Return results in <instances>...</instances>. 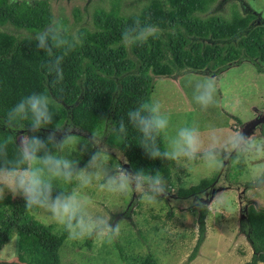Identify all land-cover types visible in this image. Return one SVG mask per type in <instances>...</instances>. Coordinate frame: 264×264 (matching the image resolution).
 Instances as JSON below:
<instances>
[{
	"label": "trees",
	"instance_id": "obj_1",
	"mask_svg": "<svg viewBox=\"0 0 264 264\" xmlns=\"http://www.w3.org/2000/svg\"><path fill=\"white\" fill-rule=\"evenodd\" d=\"M127 9L129 12L124 11ZM252 16L260 17L246 0H111L109 10L96 7L91 22L86 21L77 32L83 39L79 45L81 56L70 51L65 57L61 93L60 86H51L53 77L46 67L48 57L37 49L33 39L36 31L44 30L55 20L49 1L0 0V120L21 98L29 95L30 84L40 79L49 95L65 110L63 128L70 126L86 139L103 128L104 140L113 141L111 148L123 153L132 171L163 172L173 162L152 160L145 155L139 146V133L131 126L127 137H121L117 131L119 121L123 118L127 124L129 110L142 102H151L155 82L160 78L187 73L218 77L243 63L264 73V21L256 23L250 19ZM137 18L142 23L157 25L162 34L143 46L125 47L121 43L122 30ZM74 19L76 24L80 22L78 11ZM49 108L54 114L53 125L37 133L41 138H46L60 121V113L54 112L52 104ZM261 131L264 134V127ZM8 132L0 124V139L8 137L11 156L16 143ZM21 134L31 135L27 128L20 130L15 134L17 142ZM56 135L60 140L64 134L59 137L57 131ZM160 145L165 148L163 137ZM91 153L80 159V167ZM179 181L177 194L185 199L202 192L215 179H203L190 188L183 187L180 178ZM74 185L75 182L69 184L66 191L73 190ZM234 185L239 191L240 204L245 206L241 209L239 232L253 249V256L246 264H260L264 262V207L246 197V185ZM138 201L137 197L119 219H128L136 226L133 217ZM196 211L198 239L184 264L195 261L207 238L209 208L199 204ZM29 212L23 198L0 200V220L5 224L1 227L4 230L0 235V251L12 240L13 233L19 237L17 251L25 255L24 259L28 256L32 264H58L66 233H55L52 225L34 219ZM168 215L172 217L173 211ZM112 216L113 220L118 217ZM92 241L87 239V246L91 247ZM0 264L13 263L0 260ZM143 264H157V261L149 254Z\"/></svg>",
	"mask_w": 264,
	"mask_h": 264
},
{
	"label": "clouds",
	"instance_id": "obj_2",
	"mask_svg": "<svg viewBox=\"0 0 264 264\" xmlns=\"http://www.w3.org/2000/svg\"><path fill=\"white\" fill-rule=\"evenodd\" d=\"M10 2L15 3V0ZM161 34L162 30L157 25L142 23L137 18L122 30L121 43L128 48L143 46ZM33 39L37 49L48 57L46 67L53 77L51 86H60L62 93L65 57L82 45L83 39L55 20L44 30L36 31ZM188 83L193 86L192 99L201 110L207 111L216 105L215 78L190 77ZM49 104L46 95L32 93L21 98L0 120V124L9 130L8 136L16 143V151L10 156L8 137L0 139V200L5 198L6 192L13 198L22 197L26 211L40 209L46 213L62 227L68 242L98 238L113 243L121 235V224L114 222L110 214L94 211L91 199L80 195V190L100 182L102 191L115 196L135 195L149 206H155L164 201L162 197L166 198L168 183L160 171L152 173L141 169L132 172L123 167L119 162L122 155L117 154L113 159L108 147L102 144V138L95 133L81 142L70 126L65 129L55 125L46 138H41L37 133L53 125L54 114ZM25 121L27 124L23 123ZM128 126L139 133V146L150 159L174 162L177 168L189 173H195L197 169L214 172L228 161L244 165L242 183L258 206H264V137L247 136L242 128L225 131L214 125L202 131L195 123L173 128L169 113L163 110L158 100L142 102L129 110L127 124L123 118L119 121L117 131L121 137H127ZM25 128L31 135L21 134L17 142L15 134ZM57 131L64 132L60 140L57 139ZM161 137L166 141L164 149L160 145ZM90 149L95 151L80 167V161L72 154L79 152L84 155ZM249 164L254 166L247 167ZM73 182L77 184L76 189L66 191L61 187V184ZM190 185H198V181L192 179ZM215 201L221 207L231 206V200L222 194ZM16 240H19L18 236L13 241Z\"/></svg>",
	"mask_w": 264,
	"mask_h": 264
},
{
	"label": "rangeland",
	"instance_id": "obj_3",
	"mask_svg": "<svg viewBox=\"0 0 264 264\" xmlns=\"http://www.w3.org/2000/svg\"><path fill=\"white\" fill-rule=\"evenodd\" d=\"M48 1L55 21L63 23L70 32L75 33L80 28L74 20V14L77 13L78 9L82 13L83 21L91 22L95 7L100 6L107 10L111 7L110 0ZM126 1L130 2L132 0H123V2ZM246 2L257 11L260 17L264 18V0H246ZM140 6L142 5H138V7ZM124 11L129 12V9ZM133 11L137 12L134 9ZM255 18L256 16L250 17L251 20ZM72 51L80 55L79 45ZM253 68L252 65L243 63L231 68L221 76L213 77L217 83V103L207 111L201 110L194 103L192 99L193 86L188 83V79L190 77H209V75L187 73L178 74L171 78H160L155 82V89L150 98L151 101L158 100L162 104L163 110L169 113L173 128L195 123L200 126L202 131H206L210 125L225 131L235 130L241 128L240 123L244 124L255 118L257 111L264 112V76L257 75ZM28 93L29 95L32 93L46 95L50 104L53 105L54 112L60 113V121L56 125L63 128L65 110L49 95L40 79L30 84ZM263 127L264 125L259 129L256 136L264 137L261 131ZM75 132L78 141L85 142L87 140L78 135V130H75ZM63 134L64 132L60 131L59 137ZM103 134L104 129L100 128L96 135L102 138V144L108 147L109 154L112 155L113 159H116L114 153H119V151L111 148L110 145L113 144V141L110 138L104 140ZM163 141L166 147V141L164 139ZM77 147L79 148V146ZM72 149L75 151V145L72 146ZM92 151L94 149H90L84 155H80L79 152L72 155L73 158L80 161L81 158ZM113 151L114 153H111ZM252 166L254 164L247 165V167ZM222 167L214 172L197 169L195 173H189L185 169L177 168L173 162L172 166L161 173L168 183V190L173 194H177L180 187L179 178L183 187L190 188L195 186L190 185L192 179L197 180L198 184L203 179H215L216 181ZM244 175L245 166L230 161L228 180L233 185L243 184L242 178ZM99 183L97 182L89 188L80 190L79 194L91 199L94 211L118 216L114 222L121 224L119 239L113 243H108L106 240L92 238L91 247L87 246V239L74 243L66 240L59 251L58 264H143L149 254L153 255L157 264H184L188 260L198 239V224L196 222L198 205H194V207L191 203H186V205H183V208L186 209H180L179 207H171L164 199L158 205L149 206L139 199V206L135 209L136 215L133 217L136 224L134 226L128 219H119V216L127 210L137 196L109 194L100 189ZM61 187L67 190L69 184H61ZM76 188L77 184L75 183L74 189ZM220 194L231 200L230 207H221L215 201ZM238 196L239 191L234 185L233 189L215 193L214 201L207 204L209 208V215L206 219L207 238L200 250V255L192 264H246L251 260L253 249L247 238L239 232L241 209L245 206L244 203L240 204ZM246 197L257 204L249 191L246 193ZM7 198L13 199L11 193L6 192L4 199ZM15 198L22 197L17 196ZM170 211H173L172 217L168 215ZM29 214L46 225H52L55 233L61 234L63 232L62 227L52 221L40 209H34ZM4 225L0 220V235L4 230L1 227H4ZM10 235L12 240L9 241L8 246L6 245L7 247L5 246L6 249L0 251V260L13 264H32L28 256L27 259H24L25 255H20L17 251V240L13 241L17 234L13 235L11 233Z\"/></svg>",
	"mask_w": 264,
	"mask_h": 264
},
{
	"label": "water",
	"instance_id": "obj_4",
	"mask_svg": "<svg viewBox=\"0 0 264 264\" xmlns=\"http://www.w3.org/2000/svg\"><path fill=\"white\" fill-rule=\"evenodd\" d=\"M263 125H264V112H258L255 118L242 124L241 128L245 135L256 136L258 135L257 132L259 131V129L262 128ZM73 133H76L75 130L73 131ZM111 153H114V151ZM114 154L115 155L121 154L123 157V159L120 160L122 166L132 171L128 159L123 155V153L119 152ZM124 160L127 161L126 164L124 163ZM229 166H230V161L225 162L223 164V167L221 169V172L217 180L202 192H199L197 194H192L185 199H181L179 198L178 194H173L168 190L166 198L164 197L162 198L167 200V202L171 207H179L180 209H186L183 208V205H186V203H191L193 206L199 204H206V205L210 204L211 202L214 201L215 193H220L234 188V185L228 180L227 177Z\"/></svg>",
	"mask_w": 264,
	"mask_h": 264
},
{
	"label": "flooded vegetation",
	"instance_id": "obj_5",
	"mask_svg": "<svg viewBox=\"0 0 264 264\" xmlns=\"http://www.w3.org/2000/svg\"><path fill=\"white\" fill-rule=\"evenodd\" d=\"M111 1V0H110ZM100 7V6H99ZM95 9H96V7L93 9V11H95ZM94 13V12H93ZM78 14H80V16L82 15V13L81 12H79V9H78ZM75 20V19H74ZM254 21H256V23H261L262 21H264V18H262V17H259V18H257V16H256V18L254 19ZM86 21H83V19H82V16H81V20H80V22H78V25L80 26V28L83 26V24L85 23ZM79 28V29H80Z\"/></svg>",
	"mask_w": 264,
	"mask_h": 264
},
{
	"label": "crops",
	"instance_id": "obj_6",
	"mask_svg": "<svg viewBox=\"0 0 264 264\" xmlns=\"http://www.w3.org/2000/svg\"><path fill=\"white\" fill-rule=\"evenodd\" d=\"M255 71H256V69L255 68H253ZM256 74L257 75H259V76H261V75H263L264 76V73H258L257 71H256ZM257 113H258V111H257ZM256 115V114H255Z\"/></svg>",
	"mask_w": 264,
	"mask_h": 264
}]
</instances>
